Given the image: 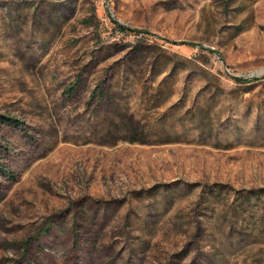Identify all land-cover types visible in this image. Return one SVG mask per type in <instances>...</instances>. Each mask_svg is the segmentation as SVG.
<instances>
[{"label": "rangeland", "instance_id": "rangeland-1", "mask_svg": "<svg viewBox=\"0 0 264 264\" xmlns=\"http://www.w3.org/2000/svg\"><path fill=\"white\" fill-rule=\"evenodd\" d=\"M0 111V264H264V0H0Z\"/></svg>", "mask_w": 264, "mask_h": 264}, {"label": "trees", "instance_id": "trees-1", "mask_svg": "<svg viewBox=\"0 0 264 264\" xmlns=\"http://www.w3.org/2000/svg\"><path fill=\"white\" fill-rule=\"evenodd\" d=\"M120 28L122 30H124V31H136L135 29H131V28H128V27H125V26H122V25H120ZM6 122L14 123L15 121L11 117L3 114L0 111V129H1L2 125H3V123H6ZM15 124H18V123H15ZM9 172L10 171H9L7 165L5 164V162L3 161V157H2V155L0 153V174L9 175Z\"/></svg>", "mask_w": 264, "mask_h": 264}]
</instances>
